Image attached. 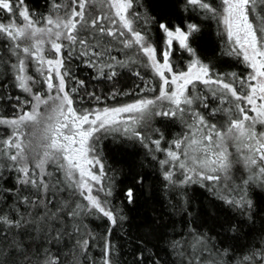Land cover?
<instances>
[{
  "label": "snow or ice",
  "instance_id": "obj_1",
  "mask_svg": "<svg viewBox=\"0 0 264 264\" xmlns=\"http://www.w3.org/2000/svg\"><path fill=\"white\" fill-rule=\"evenodd\" d=\"M177 7L187 14L180 24L158 20L142 0H44L42 11L29 0H0V264H121L124 249L122 264H170L164 249L125 229L104 162L109 137L163 155L164 190L182 198L168 202L171 210L191 217L184 190L196 185L236 213L220 221L217 236L247 244L222 248L224 240L213 242L197 219H186V231L166 241L171 264H264V208L250 195L264 190V0ZM201 20L215 21L223 54L242 71L201 59L193 46ZM177 51L189 57L184 67ZM80 69L107 92L90 88ZM122 75L140 81L135 91L119 87ZM156 117L179 121L182 131L165 140ZM123 195L135 202L133 188ZM85 220L101 221L103 233Z\"/></svg>",
  "mask_w": 264,
  "mask_h": 264
},
{
  "label": "trees",
  "instance_id": "obj_2",
  "mask_svg": "<svg viewBox=\"0 0 264 264\" xmlns=\"http://www.w3.org/2000/svg\"><path fill=\"white\" fill-rule=\"evenodd\" d=\"M142 2L147 5L148 9L158 20L167 19L174 24H180L187 15L182 13L180 8L177 7V0H142ZM29 3L32 7L43 10L44 0H29ZM140 11H143V9H140ZM201 25V32L197 35L196 43L193 45L197 48L201 59L205 63H214L219 71H242V64L235 58L223 54L224 46L218 34L219 28L215 21L201 20ZM152 35L157 45H162L163 34L156 26H153ZM174 59L180 63L181 67H184L189 57L187 53L177 51ZM77 74L89 81L90 88L95 86L98 90H103L104 93L107 92V87L102 82L91 80L90 70L80 69ZM137 83H140V81L134 76L122 75L119 78V87L125 91H135V84ZM144 95L151 96L154 93H144ZM135 98L138 97L132 95L118 97L117 99L121 103H126L131 102ZM105 103L112 105L116 101L107 100ZM99 106L103 107L104 104ZM219 118L217 117V119ZM152 124L164 133L165 140L172 139L182 131V125L179 121L168 120L167 118L156 117ZM162 146H166V144H162ZM102 148L105 158L104 162L106 167L110 169L108 174L113 178L115 184L112 200L114 203L121 204L128 216L125 229L130 231L135 237L147 240L150 246L158 245L164 249L161 252L163 260H168L171 264V261L176 259L167 249L166 241L169 237L177 236L186 231L184 225V220L186 219H197L203 225L201 231L215 238L213 242L219 243L224 240V244L221 245L222 248L233 244L239 248L248 243L246 239H241L237 242L235 240H225L223 236H217V233L222 231L219 227L220 221L226 216L231 217L236 213L199 186L193 185L184 190L187 193V211L191 213V217L186 216L183 212H175L169 208V201L172 204H177L182 198L179 191L166 193L164 190V182L158 164V159L163 158L161 153H156L157 159H153V154L142 144L120 137H109L104 140ZM139 177H143L142 183H137ZM129 187L133 188L135 194V202L132 205H128L124 201L123 193ZM250 195L258 205V210L264 208V190L253 187L250 190ZM262 216H264V213H262ZM85 223L98 236L104 231L103 223L99 220H94L91 223L85 220ZM97 225H100V227H97ZM119 237L120 234L117 233L113 238L117 248L124 243ZM161 237L164 238L161 239ZM101 245L102 241L98 239L96 246L92 249V255L97 259L101 251ZM127 251L128 249H124L119 253L121 264L128 259L124 255Z\"/></svg>",
  "mask_w": 264,
  "mask_h": 264
}]
</instances>
